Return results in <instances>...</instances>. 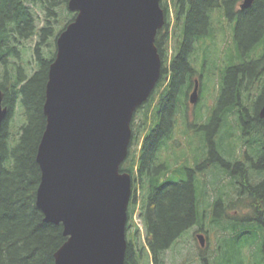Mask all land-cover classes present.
I'll use <instances>...</instances> for the list:
<instances>
[{
  "label": "water",
  "instance_id": "95a60500",
  "mask_svg": "<svg viewBox=\"0 0 264 264\" xmlns=\"http://www.w3.org/2000/svg\"><path fill=\"white\" fill-rule=\"evenodd\" d=\"M67 8L75 16L56 37L44 89L35 202L66 237L55 264H126L132 177L120 165L133 114L161 75L155 38L165 12L160 0H67ZM197 98L196 80L188 102ZM2 100L0 89V129ZM259 112L264 119V104Z\"/></svg>",
  "mask_w": 264,
  "mask_h": 264
},
{
  "label": "trees",
  "instance_id": "16d2710c",
  "mask_svg": "<svg viewBox=\"0 0 264 264\" xmlns=\"http://www.w3.org/2000/svg\"><path fill=\"white\" fill-rule=\"evenodd\" d=\"M43 2L47 3V14L50 17L52 10L67 0ZM171 4L174 11L173 22L168 14L167 0L160 1V6L166 13V21L157 31L155 38L162 60L161 75L148 99L133 114L128 153L120 165V171L129 172L132 176V197L127 209L126 231L130 221L136 226L132 218L137 206L152 264H161L162 253L199 218L198 179L195 175L197 171H202V165H187L181 163L182 158L176 157L171 163L170 159L162 158L160 153L162 149L176 147L169 141L172 139L182 98L192 86V78L196 75L195 45L197 35L206 22L204 9L211 7L214 1L171 0ZM184 5L185 12H181ZM262 8L263 2L257 1L251 9L241 13L238 29L241 35L238 43L239 53L244 48L256 45V39L264 27ZM1 10L3 18L13 17L20 31L21 27L28 26L27 31L32 32L28 10L21 7L17 0H6ZM51 28L44 27L41 30V40L33 47L36 69L27 78H24L22 68L18 65L12 66V71L7 69L9 64L7 57L13 54L15 45L0 43V63L3 64L0 89L5 91L3 103L10 106L9 114L0 129V264H55L53 254L66 238L62 234L61 224L43 220V213L35 202L40 180V169L35 154L45 125L42 104L48 65L53 58H50L52 43L48 41ZM169 43L172 52L166 66L164 62L168 56ZM44 44L45 47H50L49 57L42 56ZM260 62L263 68H257L263 70L264 55ZM254 63L250 61L248 64L238 66L229 65L222 72L225 89L220 94L217 107L203 126L208 132L207 138L210 143L208 152L212 157L216 155L219 161V151L213 148L210 139L218 126L219 118L230 108H236L242 124L247 123V120L253 125L255 121L257 123L255 120L257 114L244 112L240 101H237L244 77L243 73L239 76L237 73L242 72L244 68L254 73L252 71ZM258 69L255 72L258 73ZM252 75L254 74H250L249 77ZM156 92L158 95H155ZM14 106L22 111L24 122L11 135L7 131V121ZM142 108L144 110L140 121L136 122L135 115ZM245 190L257 196L264 192V184L262 182ZM222 200V195H219L214 205L219 207L223 204ZM259 220L264 222L262 218ZM126 239L125 261L126 264H133L136 260L134 261L132 254L139 257L140 252L137 250V244L129 240L127 235ZM201 259L204 264H208L206 257L201 256Z\"/></svg>",
  "mask_w": 264,
  "mask_h": 264
},
{
  "label": "rangeland",
  "instance_id": "374dc122",
  "mask_svg": "<svg viewBox=\"0 0 264 264\" xmlns=\"http://www.w3.org/2000/svg\"><path fill=\"white\" fill-rule=\"evenodd\" d=\"M167 1L169 2V11H171V0ZM231 1L232 0H230V2ZM26 3L30 6L29 1H26ZM54 10L57 13L56 19L53 17V14L49 17L45 8H41L39 6L32 8V11L35 13V17H37V28L43 25L46 21L44 24L45 26L52 27L54 30L59 32L69 21H71L73 15L75 14L74 12L67 9L66 2H63L57 8H54ZM172 14H174V11ZM170 17L172 20L173 16L170 15ZM232 34L233 27H231L230 31L225 34V37H221V41L223 40V43H221V41L218 42L212 49L214 53L213 56L215 58L216 56L222 54L220 58L222 60V64L224 65H228V62L225 60L230 56L233 50L237 49L235 40H232ZM53 38L54 37L50 36L48 39V41H51L52 43V52L50 58L54 56L56 49ZM38 40L39 38L37 36H31L24 40V44H17V55H14L13 53L10 54L11 56L7 57V61L9 62L7 69L12 71V66L18 65L22 68L24 78L30 76L36 69L33 47ZM45 45L46 44L43 45L42 56L49 57L50 47H45ZM167 51L168 56L164 62V65L166 64V66H168V57L172 52L170 43ZM217 62L219 61L217 60ZM194 66L197 67L196 58L194 61ZM210 70L213 71V68ZM2 75L3 64L0 63V81L2 79ZM213 75V85L215 88H217L220 83L219 82L217 84L218 80L216 79H219L218 72H214ZM167 77L168 75L166 76V80ZM212 78H209L207 84L202 87L200 94L201 100L198 105H191L187 100V95L192 86L188 88L186 95H184L182 98V104L177 114L172 139L169 141L173 147H176H174V149L169 148V150L162 149L160 153L162 158L166 157L170 159L171 163L175 161L174 158L176 157V159L182 158L183 162L181 163L187 165L193 164L194 166L195 163H197L201 164L203 168L204 165L207 167V162L203 164L202 160H199L203 158L204 161L205 158L209 157L208 154L207 156L204 154V157L201 155L203 154L202 148L205 145V138L208 132L203 126L200 125L199 120L196 117L199 116V114L205 115V104L208 106L214 104L217 95L216 91L211 95V97H205L207 90L212 87ZM257 84L259 83L254 81L250 86H248L247 90L242 91L241 94L244 103H250L252 100L255 101L251 108H256V98L259 95H264L261 91L254 99L253 97L248 98L249 93L252 94L253 92H257V90H255L257 89ZM219 88L221 93V87ZM155 95H158V92H156ZM232 109L233 110L230 108L223 115L222 127L219 129L221 134H223V138H229L232 134V129L234 134L237 132L235 120L238 113L236 115L235 109ZM143 110L144 108L140 109V112L135 115L136 122L140 121V116L142 115ZM23 122L24 117L22 111L19 109V107L15 106L11 117L8 118L7 121L8 133L12 135V132L18 130L19 126ZM227 124L230 126H227ZM235 137L238 140L237 135ZM238 141L241 142L240 139ZM220 144L222 145L221 147L218 145L220 153H223L228 158H231L229 155L231 151L228 149L232 148V142L228 139H222ZM220 168V166L218 167V165L213 163L206 171H197L195 177L198 179V221L195 223V225L184 230L182 234L173 242V244L162 253L160 257L161 264H204L201 256L206 257L208 264H264V226L257 220L249 219L244 215L237 219L225 218L224 215H220V212L224 206L220 205L219 207H216L214 205V201L217 199V197L222 195L223 199L227 203V206L224 209L225 212L232 214L237 211L234 214L239 215L250 211L249 208L247 209V207L244 206L243 203H240L237 199L239 189L231 188V186L226 182L228 180L227 176L221 174L220 172L218 174V170ZM217 174L219 175V179L214 181V179L217 177ZM203 179H205L204 181L206 182H204ZM208 179L210 180L208 181ZM139 194L138 187L137 195ZM256 206L260 207L258 203H255V207ZM137 208L138 207L136 206L135 211L138 212ZM132 219L138 228L135 225H132L130 221V226L126 231V235L129 240L137 244V250L140 252L139 257H137L136 254L135 257L134 254L132 255L134 261L136 260V263L134 262L133 264H152L145 243L144 228L139 222V217L136 213ZM201 227L202 232L199 231V228ZM197 233L203 234V246L199 244V241L196 237Z\"/></svg>",
  "mask_w": 264,
  "mask_h": 264
},
{
  "label": "flooded vegetation",
  "instance_id": "af4514ba",
  "mask_svg": "<svg viewBox=\"0 0 264 264\" xmlns=\"http://www.w3.org/2000/svg\"><path fill=\"white\" fill-rule=\"evenodd\" d=\"M5 1L6 0H0V43L14 44L15 49L13 53L14 55H17V51H18V47L16 46L17 44H24V40L28 39L31 36H37L39 40H41L42 28L49 27V26L44 25L46 23L45 21L43 25L37 28L36 26L37 17H35V13L32 11V8L36 6L45 8L47 10V3H44L43 0H17V2L20 3L21 7L27 8L28 10V15L31 21L29 23V26L30 28L33 29L32 32L30 33L27 31L28 26L23 27V28L21 27L20 28L21 31H20L18 29V24L15 20H13V17L3 18L1 14L2 13L1 8L4 5ZM26 1L30 2V6L26 3ZM213 1H214V4L211 5V7H209L208 9H204L206 22H205L204 28L199 32V35H197V39H196L194 58L197 59V67H196V75L193 78V82L194 80L195 81L197 80V83H198V98H197V102L192 105H198V103L200 102L201 100L200 94H201L202 87L207 84V81H209V78L213 77L212 87H210L207 90L205 97L206 96L211 97V95L215 91L217 92V95H216L214 104L210 106L205 104L206 105L205 115L199 114V116H197L196 118L199 120V123L201 126H205L207 123V120L210 117V114L213 112L214 108L217 107L220 94H221L219 87H221V92L223 89H225V84L223 85V80H222L223 79L222 72H224L225 69L229 65H230L229 67L238 66L242 64H248L251 61V62H255L252 68V71H254V73H250V70L246 68H244L242 72L239 71L237 73L238 76L241 73L244 74V77L240 84L241 91L239 92V98L237 101H240V105L243 106L242 109L244 112L246 111V113L252 112V114L254 113L257 114V117H255V120H257V123L255 121L253 125L247 120V123L242 124V121L240 122L239 120L241 116L239 117V115H237L238 112L236 108H234L236 115H237V118L235 120L236 121L235 126L237 129V132L234 134V132L232 131L233 133L230 135L229 138H223L222 137L223 134H221L219 130L220 127H222L223 116L220 117L218 126L216 127L215 132L212 133L210 137L213 148L219 151L218 156L220 158V161L217 159L216 155H213V157L210 156L208 152L210 143L208 142L207 136L205 138V145L202 148L203 154L201 155L203 156L205 154L207 156L208 154L209 157L205 158L204 161H203V158L200 159L199 161L202 160L203 164H205V162L208 163L207 167H205V165H204V168L202 167V171L203 170L206 171L213 163L218 165V167L220 166L221 168L218 170V174L220 172L221 174L226 175L228 178V180L226 181L228 185H230L231 188L239 189L237 199L239 200L240 203H243L244 206L247 207V209L248 208L250 209V211H247L246 213L239 214V215L234 214L237 211H235L232 214H229L228 212H225L224 210L227 206L226 205L227 203L223 199L222 205L224 206V208L221 210L220 215H224L225 218H235V219L240 218L244 215L249 219L257 220L259 223H261L264 226V222H260L259 220L260 218L264 219V201H263L264 192L257 196H253L250 194L249 190H245V188L255 187L256 185L262 182L264 184V119L260 116V112H259L262 105L264 104V95H259L256 98V101H257L256 108H251L252 104L255 102L254 100H252V102L250 103H244L241 97L242 91L247 90L248 86H250L251 83H253L254 81L259 83L257 84L258 85L257 89H255L257 90V92H253L252 94L249 93L248 98L253 97L254 99L258 95V93L261 91L264 94V69L263 70L258 69L259 67L261 68L263 66V64L260 62V59L264 55V27L259 37L256 39V42H255L256 45L254 47L251 48L249 46L248 48H244L243 50L240 51L241 54L239 53V50H238V43L241 40V35L238 33L241 13H243V11L246 12L247 10L251 9L257 3V1H261L263 2L262 15L264 17V0H252L251 3L247 6H242L243 0H232L231 2L230 0H213ZM66 7H67V2H66ZM185 9H186V6L184 5L183 9H181V12H185ZM51 13L54 15L53 17H55L56 19V14H57L56 11L52 10ZM172 13L173 11L171 10L170 15L173 16L172 21H174V14ZM74 15H73V18H74ZM231 27H233L232 40L233 41L235 40V43L237 44V49L233 50L230 56L225 60L226 62H228V65H224L222 64V60L220 58L222 54L221 55L217 54L218 56H216L215 58L213 56L214 53L212 49L218 42L221 41V37H225V34L228 31H230ZM59 32L54 30V28H51L49 32L50 36L54 37L53 38L54 43H55L56 37L59 34ZM221 43H223V40L221 41ZM217 60L219 62H217ZM212 68H213V71L210 70ZM256 69H258L257 70L258 73L255 72ZM214 72L215 73L218 72L219 79L216 78L218 80L217 84L220 82L217 88H215V86L213 85ZM250 74H254V75L249 77ZM239 79H241V77H239ZM193 82H192V88L194 85ZM4 96H5V91H3V98ZM2 104L6 105L5 103H3V100H2ZM6 106L8 107V109L10 108L9 105H6ZM227 126H230V125L227 124ZM236 135L238 137V140L240 139L241 142H239L236 139L235 137ZM222 139H228L229 141L232 142V148L228 149L231 151L229 153L231 158H228L223 153L222 154L220 153L219 146L220 147L222 146L220 144V141ZM222 160L224 162H222ZM218 174H217V177L214 179V181H217L219 179ZM209 180L210 179H208V181ZM255 203H258V205L261 208L258 206L255 207ZM193 225H195V223ZM201 230H202V227L199 228V231ZM198 234H202V233H197L196 237Z\"/></svg>",
  "mask_w": 264,
  "mask_h": 264
},
{
  "label": "bare ground",
  "instance_id": "6f19581e",
  "mask_svg": "<svg viewBox=\"0 0 264 264\" xmlns=\"http://www.w3.org/2000/svg\"><path fill=\"white\" fill-rule=\"evenodd\" d=\"M156 85V84H155ZM131 188H132V185H131ZM130 197H132V192H131V196ZM130 200H131V198H130Z\"/></svg>",
  "mask_w": 264,
  "mask_h": 264
}]
</instances>
